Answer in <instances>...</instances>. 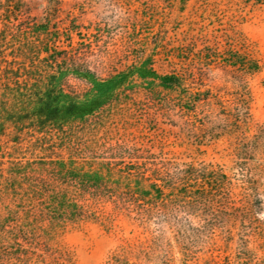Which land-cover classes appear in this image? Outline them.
Listing matches in <instances>:
<instances>
[{
  "label": "trees",
  "instance_id": "1",
  "mask_svg": "<svg viewBox=\"0 0 264 264\" xmlns=\"http://www.w3.org/2000/svg\"><path fill=\"white\" fill-rule=\"evenodd\" d=\"M218 1L228 18L216 30L179 35L157 22L154 0L112 51L101 41L119 21L85 26L61 0H45L40 19L24 8L0 17V197L19 191L35 209L21 213L25 238L4 232L10 212L0 216V264H73L68 250L49 246L52 233L95 224L116 235L123 221L130 237L102 264H219L206 258L212 245L194 252L197 240L214 234L235 184L244 190L251 173L264 174L254 158L264 155L250 160L246 143L264 56L237 20L264 0H212L216 10ZM217 143L231 148L236 174L199 158ZM24 166L35 179L28 189L17 183Z\"/></svg>",
  "mask_w": 264,
  "mask_h": 264
},
{
  "label": "rangeland",
  "instance_id": "2",
  "mask_svg": "<svg viewBox=\"0 0 264 264\" xmlns=\"http://www.w3.org/2000/svg\"><path fill=\"white\" fill-rule=\"evenodd\" d=\"M64 9L68 6H76L83 13L85 26L88 23L99 24L100 22L109 25L105 20L119 21L117 26L110 28L106 33V38L101 41V46L112 51L120 48L125 38H127V24L131 23L136 16L150 14L151 6L154 0H61ZM219 7L216 10L213 7L212 0H190L186 5L181 6L179 0H158L157 13L155 16L161 27L170 32H191L202 27L206 32L217 29L216 20L221 22L227 20V15L223 13V3L218 1ZM151 5V6H150ZM45 0H0V17L9 12L14 13L17 10H24L32 18L40 19L42 17ZM153 10V9H152ZM101 19V21L99 20ZM103 20V21H102ZM239 28L244 35L257 44L261 54L264 56V7L249 8L246 7L242 14L237 15ZM90 27V26H89ZM157 27H155L156 29ZM174 29V31L172 30ZM107 31V30H106ZM168 31V32H169ZM129 32V31H128ZM163 70L158 73H163ZM264 74L252 83V93L254 96V106L252 109V126L248 131L246 143L248 147V157L251 160L256 154L264 155V131L257 128L264 125ZM171 138L178 132L177 129L164 127ZM171 132V133H170ZM258 134L259 138H255ZM171 142L174 139H170ZM199 158L205 163H213L222 166L223 170L229 176L236 174L239 168L235 166V160L231 154V148L227 143L213 144L207 148ZM175 158L179 162H185V149H175ZM197 158V157H195ZM258 159L261 165H264V156L254 157ZM249 161L247 168L250 167ZM19 164L26 163L20 160ZM3 169L8 168L9 163L3 161ZM25 167V166H24ZM20 167L17 180L18 188L20 184H25L28 189L34 186L35 179L27 178L28 168ZM250 178V172H246L245 178ZM253 184L248 187L243 185L244 190L240 189L239 184L234 188V196L230 204L221 215H218L212 221L214 229L212 236L204 234L197 240L198 244L194 252L200 255V252H206L209 246L207 257L209 260L219 264H243V258H250L264 264V174L251 173ZM22 188V187H21ZM24 190V189H23ZM24 195L25 192H24ZM20 192L16 191L12 195L0 197V216H6L7 212L12 215L5 224V231L8 234H15L20 238L29 236V229L25 227V220H22L21 213L23 209L34 214L33 205L21 204ZM259 202L263 204H259ZM31 206V207H30ZM32 208V209H31ZM195 226L196 224L193 223ZM122 232L116 235L109 234L99 225L88 224L81 229L67 228L65 230H56L51 234L48 243L52 248L59 247L68 250L73 256V264H102L106 256L112 252L119 244L122 238H129V224L126 221L120 224ZM232 231V241L225 239L227 231ZM134 233L136 230H133ZM258 234L259 236H256ZM136 235V233H135ZM18 239V237H16ZM210 245H207V244ZM246 248V252L242 251ZM257 249V250H256ZM222 251L224 253H221ZM240 253V254H239ZM244 254V256H243Z\"/></svg>",
  "mask_w": 264,
  "mask_h": 264
}]
</instances>
